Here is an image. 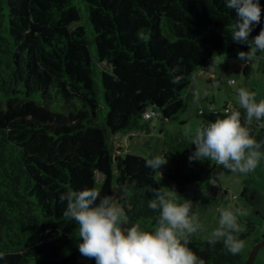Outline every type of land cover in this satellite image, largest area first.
Segmentation results:
<instances>
[{"label": "trees", "instance_id": "trees-1", "mask_svg": "<svg viewBox=\"0 0 264 264\" xmlns=\"http://www.w3.org/2000/svg\"><path fill=\"white\" fill-rule=\"evenodd\" d=\"M259 3L250 40L264 28ZM235 19L225 0H0V264H96L81 256L79 226L64 216L68 188L112 196L126 226L144 229L155 225L154 189L173 186L198 214L207 206L188 186L229 170L189 162L192 133L163 132L162 153L175 164L162 175L113 139L151 134L154 117L196 103V74L249 50L231 39ZM251 70L249 62L246 77ZM212 105L198 115L240 110ZM250 131L264 141V119ZM194 252L204 264H245L222 242Z\"/></svg>", "mask_w": 264, "mask_h": 264}, {"label": "clouds", "instance_id": "clouds-1", "mask_svg": "<svg viewBox=\"0 0 264 264\" xmlns=\"http://www.w3.org/2000/svg\"><path fill=\"white\" fill-rule=\"evenodd\" d=\"M225 6L236 11L231 39L248 44V51L238 53V59L247 64L257 52H264V28L249 39L254 25L261 21V5L259 0H225ZM237 95L244 110L243 123L241 111L230 108L214 121L198 126L190 135L195 150L189 154V162L210 160L240 174H248L257 167L264 141L258 142L253 137L250 126L253 120L264 119V99L257 102L255 93L244 87L237 89ZM195 99L198 101V93ZM165 164L167 158L162 156L145 161V166L153 170ZM153 191L155 198L148 202V207L157 215L151 229H144L138 223L126 226V221L121 219L123 209L112 196H101L95 188H68L61 192L59 201L66 202L64 216L79 226L77 240L81 256L94 259L96 264H204L188 246L189 237L203 228L191 202H179L170 192ZM238 214L242 213L231 204L219 209L218 227L208 239L211 247L222 242L228 254L242 251L244 242L237 235L241 231ZM4 258L0 253V260Z\"/></svg>", "mask_w": 264, "mask_h": 264}, {"label": "rangeland", "instance_id": "rangeland-1", "mask_svg": "<svg viewBox=\"0 0 264 264\" xmlns=\"http://www.w3.org/2000/svg\"><path fill=\"white\" fill-rule=\"evenodd\" d=\"M263 59L256 54L250 62L252 70L249 77L243 72L246 64L238 58L216 59L210 69H202L194 77L191 88L192 92L199 94L196 103L181 109L170 119L163 115L154 117L151 134H119L113 139L116 148L124 146L126 151L139 153L148 159L154 156L165 157L162 153L163 132L194 133L201 124L214 121L213 118L198 115L200 108L214 103L217 109L228 104L243 110L238 104L237 89L240 87L254 92L257 101L264 99ZM174 164V161L167 158V164L157 169L158 175H162L165 169ZM168 192L172 193L175 200L185 201L175 196L173 186L168 188ZM188 196L192 199L200 196L207 204L198 214L203 228L189 237L188 246L193 251L203 249L212 231L218 227L219 209L227 208L231 204L234 210L239 209L242 213L238 214L241 231L237 235L243 236L244 248L241 252L246 263L254 246L264 239V154L257 167L248 174L226 171L218 175H205L202 180L188 186ZM255 264H264V247L258 252Z\"/></svg>", "mask_w": 264, "mask_h": 264}, {"label": "water", "instance_id": "water-1", "mask_svg": "<svg viewBox=\"0 0 264 264\" xmlns=\"http://www.w3.org/2000/svg\"><path fill=\"white\" fill-rule=\"evenodd\" d=\"M263 247H264V239H263L262 241L258 242V243L254 246V248H253V250H252V252H251L250 257H249V259L246 261L245 264H255L256 256H257L258 252L260 251V249L263 248Z\"/></svg>", "mask_w": 264, "mask_h": 264}, {"label": "built area", "instance_id": "built-area-1", "mask_svg": "<svg viewBox=\"0 0 264 264\" xmlns=\"http://www.w3.org/2000/svg\"><path fill=\"white\" fill-rule=\"evenodd\" d=\"M247 64H249V63H247ZM231 82L233 83L234 80H232ZM201 112H202V111H201ZM152 115H153L152 113H147V114H146V117H147V118H150Z\"/></svg>", "mask_w": 264, "mask_h": 264}, {"label": "crops", "instance_id": "crops-1", "mask_svg": "<svg viewBox=\"0 0 264 264\" xmlns=\"http://www.w3.org/2000/svg\"><path fill=\"white\" fill-rule=\"evenodd\" d=\"M207 69H210V67H209V68H207ZM243 71H244V68H243ZM199 72H202V71H199ZM210 76H212V74H211ZM212 104H213L212 106H214V107H215L214 103H212ZM215 108H216V107H215Z\"/></svg>", "mask_w": 264, "mask_h": 264}, {"label": "flooded vegetation", "instance_id": "flooded-vegetation-1", "mask_svg": "<svg viewBox=\"0 0 264 264\" xmlns=\"http://www.w3.org/2000/svg\"><path fill=\"white\" fill-rule=\"evenodd\" d=\"M259 197H260V195H259Z\"/></svg>", "mask_w": 264, "mask_h": 264}]
</instances>
